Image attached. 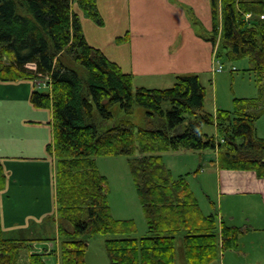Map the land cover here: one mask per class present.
Segmentation results:
<instances>
[{"label": "trees", "instance_id": "1", "mask_svg": "<svg viewBox=\"0 0 264 264\" xmlns=\"http://www.w3.org/2000/svg\"><path fill=\"white\" fill-rule=\"evenodd\" d=\"M75 1L101 22L96 0H0V82L48 78L49 90H34L31 104L54 116L48 150L56 160L57 215L72 227L59 228L61 264H87L88 237L105 234L127 236L106 240L110 264H177L181 233L187 263L212 264L220 252L235 250L241 230L205 215L187 175L175 178L162 154L211 149L218 168L264 178V139L256 131L264 115V2L221 1L218 58L248 59L258 97L235 99L234 111L212 114L205 110L206 87L198 75L169 88L134 87L132 75L87 43L72 10ZM248 13L254 15L247 19ZM219 34L215 23L213 42ZM136 106L147 112L145 127L134 124ZM206 125L221 137L205 133ZM119 155L130 157L150 231L140 240L130 237L137 231L133 220L113 218L108 179L96 161ZM7 180L0 163V196ZM35 240L8 238L0 212V264H21V253ZM29 258L28 264H47L44 254Z\"/></svg>", "mask_w": 264, "mask_h": 264}, {"label": "crops", "instance_id": "2", "mask_svg": "<svg viewBox=\"0 0 264 264\" xmlns=\"http://www.w3.org/2000/svg\"><path fill=\"white\" fill-rule=\"evenodd\" d=\"M221 1L215 0L216 19L213 0H96L101 22L93 20L77 1L72 10L81 21L87 43L132 75L134 87L158 89L181 77H216L217 65L223 63L218 58ZM252 15L248 13L247 19ZM215 23L220 33L217 43L212 39ZM45 79L0 82V163L8 177L0 196L1 224L8 238L37 239L32 243L38 246L31 243L28 253H21V264H28L29 255L36 253L44 254L46 261L51 256L61 261L57 253L61 239L38 238L35 224L54 216L57 233L62 224L72 230L57 215L56 160L48 150L54 143V116L51 109L31 104L34 90H49ZM213 155L207 163L203 158L194 163L196 170L189 171L187 179L200 180L210 207L208 216L216 215L219 226L223 221L241 231L229 257L226 251L220 252L212 264H264V178L251 171L218 168L212 163L217 152ZM193 192L202 209L198 193Z\"/></svg>", "mask_w": 264, "mask_h": 264}, {"label": "rangeland", "instance_id": "3", "mask_svg": "<svg viewBox=\"0 0 264 264\" xmlns=\"http://www.w3.org/2000/svg\"><path fill=\"white\" fill-rule=\"evenodd\" d=\"M225 65V69L222 72H217L216 77L204 76L201 80L203 86L206 87V102L205 110L212 114H216L218 109L234 111L235 99L248 98L252 99L258 97V86L255 81V76L252 72H248L250 68V61L248 59H238V61L231 62L229 60H222ZM29 67H34L30 65ZM235 69V70H233ZM47 81V79H45ZM177 81H169L165 85L169 88ZM40 91H46L45 88H38ZM145 110L139 106L135 107L134 124L139 127H145ZM256 128L258 129L259 137L264 138V116L258 121ZM205 133L215 135L217 138L221 137L217 132L215 126L206 125L204 127ZM139 155V151L134 156ZM165 164L175 178L179 176L187 175L189 171H195L198 164L203 158L208 161V156H213V151L208 149L207 151L200 153H193L191 151L163 153ZM130 157L125 156H102L96 159L99 172L105 175L109 184V206L112 209V215L114 219L118 220H133L136 225V232L131 234L130 237L140 240L142 237L150 235V231L147 226V221L144 216L143 206L137 195L136 185L133 181L132 173L130 171L129 160ZM191 182L192 188L198 193L202 209L207 215L210 212L208 201H205L203 193L200 190V180L188 179ZM52 218H47L46 222L35 224V236L38 238H45L49 240L60 238V233L56 230V222ZM183 233L177 235L176 240V252H177V264H189L185 260L184 245L182 243ZM34 236V237H35ZM127 237L120 235H94L88 237V249L86 252L87 264H110L109 254L106 249V240L110 238ZM46 241H38V244H42ZM34 243V242H33ZM32 243V244H33ZM35 244V243H34ZM33 244V246H34ZM58 257H61V242L58 244ZM38 248V246H34ZM234 250H226V255L229 257V253ZM28 253L25 249L22 253ZM47 264H60L61 261L57 257H48ZM22 263V262H21Z\"/></svg>", "mask_w": 264, "mask_h": 264}, {"label": "built area", "instance_id": "4", "mask_svg": "<svg viewBox=\"0 0 264 264\" xmlns=\"http://www.w3.org/2000/svg\"><path fill=\"white\" fill-rule=\"evenodd\" d=\"M222 70V66L219 67L218 71H221Z\"/></svg>", "mask_w": 264, "mask_h": 264}]
</instances>
